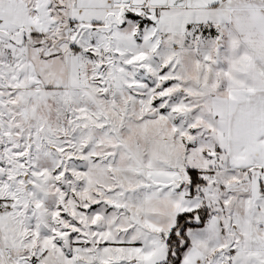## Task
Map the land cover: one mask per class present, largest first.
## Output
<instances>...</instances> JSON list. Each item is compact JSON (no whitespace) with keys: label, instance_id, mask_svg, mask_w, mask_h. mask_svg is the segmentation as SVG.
<instances>
[{"label":"snow or ice","instance_id":"snow-or-ice-1","mask_svg":"<svg viewBox=\"0 0 264 264\" xmlns=\"http://www.w3.org/2000/svg\"><path fill=\"white\" fill-rule=\"evenodd\" d=\"M0 264H264V0H0Z\"/></svg>","mask_w":264,"mask_h":264}]
</instances>
